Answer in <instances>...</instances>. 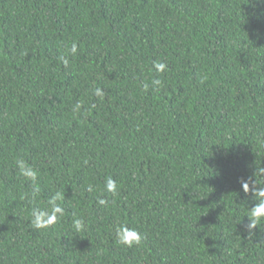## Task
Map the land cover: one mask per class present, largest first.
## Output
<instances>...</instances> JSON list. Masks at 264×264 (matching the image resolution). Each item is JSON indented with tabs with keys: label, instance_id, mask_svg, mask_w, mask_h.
Instances as JSON below:
<instances>
[{
	"label": "trees",
	"instance_id": "obj_1",
	"mask_svg": "<svg viewBox=\"0 0 264 264\" xmlns=\"http://www.w3.org/2000/svg\"><path fill=\"white\" fill-rule=\"evenodd\" d=\"M21 157L39 172L40 206L65 193L48 230H31ZM255 163L264 0H0V264H264L240 183ZM107 176L119 191L105 209ZM118 224L140 245L116 244Z\"/></svg>",
	"mask_w": 264,
	"mask_h": 264
},
{
	"label": "clouds",
	"instance_id": "obj_2",
	"mask_svg": "<svg viewBox=\"0 0 264 264\" xmlns=\"http://www.w3.org/2000/svg\"><path fill=\"white\" fill-rule=\"evenodd\" d=\"M79 45L77 42L73 41L71 44L70 52L75 56L78 52ZM65 66H67L68 61L61 57ZM167 64L163 61H154L153 68L157 73H163L167 70ZM153 88L157 89L162 86V81L160 79H153L151 82ZM145 89L149 87L148 84L144 85ZM95 97L100 100L105 98V92L102 88L96 87L93 89L92 93ZM84 111L83 102L77 101L72 107L73 115L82 114ZM87 164V161H85ZM262 164V162H261ZM256 165L255 171L252 177L248 180L241 179L240 183L245 194L249 192L252 193L255 201H257L254 206L246 207L245 216L249 218V223L247 224V230L249 236L252 235V230L264 227V166ZM15 167L17 169L18 178L22 177L25 181L32 184L31 193H25L21 196V199H28L33 205L30 210L29 223L31 230L41 231L48 230L57 224L65 215V208L59 203L65 199V193L61 191L54 192L47 200V206L43 207L39 205V194L41 192L40 186L37 183L39 172L38 170L22 157L15 160ZM251 185V187H250ZM86 191L92 193L95 188L92 184H88ZM118 184L117 181L111 177L107 176L104 180V187L101 194L96 198V204L102 208H108L115 204V200H110L105 193L110 194L112 197L118 195ZM244 216V217H245ZM72 227L75 233H80L85 230L86 223L82 217H77L73 213ZM115 232V243L127 248H132L134 246L140 245L143 240V234L134 227H130L127 224H118L114 228Z\"/></svg>",
	"mask_w": 264,
	"mask_h": 264
}]
</instances>
